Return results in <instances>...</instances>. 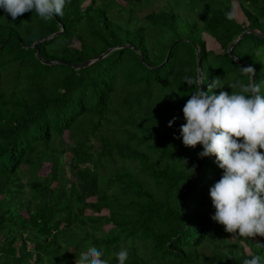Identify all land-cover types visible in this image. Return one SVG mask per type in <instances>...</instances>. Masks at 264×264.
I'll return each mask as SVG.
<instances>
[{
    "label": "trees",
    "instance_id": "trees-1",
    "mask_svg": "<svg viewBox=\"0 0 264 264\" xmlns=\"http://www.w3.org/2000/svg\"><path fill=\"white\" fill-rule=\"evenodd\" d=\"M248 28L230 52L264 94V0H70L50 21L0 9V264H75L90 246L108 264L121 248L126 264L264 255V237L232 236L211 219L222 170L178 138L197 90L184 80L197 79L195 47L201 89L220 76L231 93L250 76L226 48ZM38 38V56L59 63L35 57ZM113 46L85 67L65 64Z\"/></svg>",
    "mask_w": 264,
    "mask_h": 264
},
{
    "label": "clouds",
    "instance_id": "clouds-1",
    "mask_svg": "<svg viewBox=\"0 0 264 264\" xmlns=\"http://www.w3.org/2000/svg\"><path fill=\"white\" fill-rule=\"evenodd\" d=\"M69 3L70 0H0V9L13 21L28 12L50 21L63 16ZM247 69L253 74V69ZM184 80L188 86L197 85V90L182 108L185 123L179 128L178 138L185 147L202 146L199 157L214 156L222 170L221 178L209 190L215 208L211 219L232 236L264 237V94L260 85L250 78L249 83L227 85L232 89L229 93L223 90L225 83L220 76L212 78L207 91L201 89L200 80L188 76ZM175 119L169 121V127ZM256 247L264 248V244L257 241ZM115 255L118 264H126L128 249L121 248ZM75 264L108 261L102 248L90 246L80 252ZM242 264H264V255H252Z\"/></svg>",
    "mask_w": 264,
    "mask_h": 264
},
{
    "label": "water",
    "instance_id": "water-1",
    "mask_svg": "<svg viewBox=\"0 0 264 264\" xmlns=\"http://www.w3.org/2000/svg\"><path fill=\"white\" fill-rule=\"evenodd\" d=\"M63 32V27L62 25H59V29L55 32H53L52 34L46 36L45 38H51L53 36H56L58 35L59 33ZM248 32H255L254 30L248 28L244 31H242L241 33H239L228 45H227V48H226V51L228 53V55L231 56V58L233 60H235L239 65L243 66L245 69L247 68H251L252 69V66L249 64V63H243L241 60H239L238 58H236L235 56H233L230 52L232 46L234 45V43L240 39V37L242 35H244L245 33H248ZM262 36H264V33L260 34ZM41 39L38 38L36 40H34L32 42V44L30 45L32 50H33V53L35 55L36 58H38L41 63L43 64H47V65H50V64H55V63H59L60 61H57V60H44L42 58H40L36 52V43L39 42ZM123 46H128V47H131V45L129 44H121L120 46L118 47H123ZM116 48L115 46L113 47H108L106 50H104L103 52H101L100 54H98L97 56L95 57H92V58H88L86 60H84L83 62H79V63H65L66 65H69L71 67H73L74 69H77V68H81V67H85L87 65H89L90 63L94 62L95 60L97 59H100L102 58L103 56H105L109 51H111L112 49ZM195 55H196V71H197V80H200V65H199V54H198V49L197 47H195ZM248 71V69H247ZM249 72V71H248ZM249 76L251 79H253V74L251 72H249Z\"/></svg>",
    "mask_w": 264,
    "mask_h": 264
},
{
    "label": "rangeland",
    "instance_id": "rangeland-1",
    "mask_svg": "<svg viewBox=\"0 0 264 264\" xmlns=\"http://www.w3.org/2000/svg\"><path fill=\"white\" fill-rule=\"evenodd\" d=\"M118 1H120V2H122V0H118ZM233 4V15L236 17V19H243V17L241 16V14H240V12L237 10V7H236V5H235V3L233 2L232 3ZM202 37L204 38V40H205V44H206V47L208 48V49H213V50H218V45L214 42V40H212L210 37H209V35L207 36L206 34H203L202 35ZM49 163H47V162H45V163H43V166L41 167V169H40V172L42 173V174H44V173H46L48 170H49ZM105 211L103 210V213H104ZM86 213H88V211H86Z\"/></svg>",
    "mask_w": 264,
    "mask_h": 264
}]
</instances>
